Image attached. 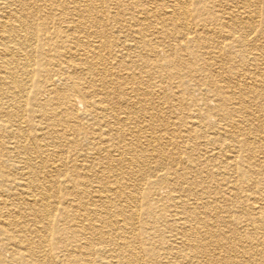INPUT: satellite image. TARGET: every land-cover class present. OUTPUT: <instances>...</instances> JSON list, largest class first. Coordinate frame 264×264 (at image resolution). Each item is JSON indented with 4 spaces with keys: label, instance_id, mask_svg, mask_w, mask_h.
I'll return each instance as SVG.
<instances>
[{
    "label": "bare ground",
    "instance_id": "bare-ground-1",
    "mask_svg": "<svg viewBox=\"0 0 264 264\" xmlns=\"http://www.w3.org/2000/svg\"><path fill=\"white\" fill-rule=\"evenodd\" d=\"M0 1L7 9L0 16V190L6 179L13 200L26 206L12 212L11 198L6 202L0 194L6 210L0 215V242L21 251L18 264H49L50 244L74 264H264V252L247 234L256 228L264 232V195L253 201L247 193L264 192V178L252 177L264 171V10L255 1L146 0L163 3L167 9L160 13L140 0L130 1L128 11L138 7L129 17L141 26L135 57L143 81L131 77L132 71L121 76L132 66L127 67V58L117 62V52L131 45L126 35L108 32V24L103 28L96 19L111 3ZM127 19L128 12H122L108 21ZM169 38L177 43L179 58L165 60L170 78L157 79L147 68L161 69L160 47ZM222 52L230 54L229 75L211 89L204 77L223 72L211 68L221 64ZM30 54L36 56L35 71ZM62 85L65 92L60 93ZM190 88L198 94L191 95ZM42 93L48 98L41 102ZM27 96L35 100L33 107L44 109V122L63 127V117L83 106L93 126L84 132L71 119L75 131H63L56 138L61 143L46 141L49 132L39 142L24 129ZM185 104L195 106V120L190 112L177 117ZM212 114L225 121L221 127L218 120L210 123ZM189 122L213 129L192 149L188 142L198 134L189 131ZM250 146L258 148L243 156L255 162L253 171L236 154ZM170 148L177 151L174 156ZM198 156L205 166L192 169L189 164ZM13 160L22 164L20 171L9 170ZM44 167L70 177L59 199L70 206L64 213L73 210L74 215L61 213L52 222L55 186L43 180ZM199 174L219 181L218 190H208L204 180L195 178ZM53 232L60 235L56 245L48 239ZM14 261L15 252L8 262L0 257V264Z\"/></svg>",
    "mask_w": 264,
    "mask_h": 264
},
{
    "label": "rangeland",
    "instance_id": "rangeland-1",
    "mask_svg": "<svg viewBox=\"0 0 264 264\" xmlns=\"http://www.w3.org/2000/svg\"><path fill=\"white\" fill-rule=\"evenodd\" d=\"M99 1L97 0V2H99ZM105 1L107 2V4L111 3L112 5L108 6V10L105 11V13L100 12V13L95 14L96 19L101 21L102 26H103V24H106V25L108 24L106 26V30H108V32L121 33L120 36H122V37L124 35H126L127 41L125 43H126V45L127 44L131 45V48L125 49L124 51L122 50V51H118L117 52V54H118V56L116 57L117 58V62H119L121 64L122 63V59L124 60V59L127 58V63L129 65L127 67L132 66V70H131V67H130L129 71L128 70H121L120 71L121 76L128 75L127 73L128 72L130 73V71H132L133 73H135V75H131V77L137 78L136 81L146 80V78L143 76V73L140 72V68L137 65L139 62L136 61L137 59L135 57V49H136V47L137 46H141V43L138 41L139 40V34L137 33L138 29H140L141 26L135 25L134 21L129 17L130 16L129 12L130 11L132 12L135 9H138V7H131L129 11L127 10V7L130 4V1H135V0H105ZM114 1H118L119 3L117 4ZM140 1H142L141 2L142 5L146 4L147 6H149V8L154 7L155 10L158 11L159 13L163 9H167L165 7V5H163V3H161V4L157 3L156 4L154 1L152 3L151 2H147L146 0H144V1L140 0ZM140 1L138 2L139 4H140ZM252 1H255L257 8L264 10V0H252ZM113 3H114V5H113ZM12 4H15V3H12ZM40 4H42V3H40ZM194 4H195V2L193 3V6H190L191 12H192V10H194ZM161 6L163 8H161ZM105 7H106V5H100L99 6V10L102 9V8L105 9ZM40 10H43V6L40 7ZM6 12H7V9H5V6L4 5L3 6L0 5V16H4L6 14ZM122 12H128L127 22H125V21H123V22H120V21L119 22H112V21L110 22V21H108L109 19L112 18V16L115 15V13L118 14V15H121ZM260 20L262 21V19H260ZM115 21H117V20H115ZM194 22L196 23V20ZM212 23H213V21H211V24ZM192 25H193V23H192ZM167 27L169 29L171 26L168 25ZM103 28H105V26H103ZM125 28H126V32H125ZM100 30H102V29L101 28L97 29L98 32ZM181 32H182V30L180 29V34H181ZM150 37H151V41H156L155 36L151 35ZM170 38L164 40L163 45L160 47V55L159 56L161 58V62H160L161 69L156 70V68H153L152 66H149L147 68V69H151V71L154 72V75H153L154 78L155 77L157 79H162L163 77H164L163 79L170 78V76L168 74V70L169 69H167V67H164V66L165 65L167 66L169 64V63H167V61L176 60V59L179 58L178 52L174 50V48L176 47L175 45L177 43L174 40H170ZM30 42L32 44L35 43L34 46L37 44V42H34L33 40H30ZM229 55H230L229 53H227V55H226V53L223 55V52H222V55H221V58H220L221 59V61H220L221 64L219 65L218 63L217 64L215 63V64L212 65L211 68H213L214 70H218V69L221 68V69H223L222 70L223 72L220 73V74H216V76L213 77V78L210 77V76L208 78H207V76H206V78L204 77L205 81H203V82H206L207 80L210 82L209 84L207 82V87H210L211 89H213L217 83H218V85H220V81H221L222 77H226V76L229 75L228 71H227L228 70V66H230L227 63V59H229ZM232 58H235V60H237V59L240 60L239 57L237 56V54H233ZM37 59H38V57H37ZM192 59H193L192 55L188 57V60L193 61ZM145 60H147V57L145 58ZM165 60H167V61H165ZM207 61L209 62L211 60H206L205 62L207 63ZM35 63H36V56H32L30 54V64H32V67L30 68L31 71H35L36 70V64ZM237 64L238 63H235V65H237ZM162 67H164V68H162ZM20 70L23 71V67L22 66L20 67ZM202 73L206 74L207 72L206 73L202 72ZM40 75L39 76H40V79H41V77L44 75V72H41ZM201 77H203V75ZM36 79H37V76L35 75L34 79L32 78V82L34 83V81H36ZM177 80H178V78L176 79V81ZM176 81L174 80V82H176ZM56 84H57V86L60 85V83H56ZM183 87H185V85L181 86L176 91V93L180 92V90ZM64 88H65V86L62 85V86L58 87L57 90L60 91V93H63V92H65ZM190 91H191V95L198 94V91L196 89H193V88L191 89L190 88ZM47 98H48V95L45 94V93H42V96L40 97V101L42 102V100H46ZM34 101L35 100H31L30 97L27 96L26 101H25V107H24L25 114H26V117H27V121L24 123V129H25L26 133H28L29 136L36 135V138H37V140H39V142L42 141L40 138L43 137L42 136L43 132H46V133L49 132L50 133V134L48 133L47 135H45V136L48 137L46 141H50L52 139L57 140L56 138L59 135L61 136L63 131H65L67 133L68 130L72 129V124L73 123L71 124V122H70L71 119L77 120L76 123H78L79 127L84 132H87L90 129V127L93 126L91 121L87 120L88 115L85 114V108H83V106L77 107L78 109L75 110V111L73 110L72 114L63 117V120H64L63 123L65 124L63 127H61L60 125L53 126V125L49 124L47 121L44 122V120L42 119L43 110L44 109L43 108L42 109H38L37 107L36 108L33 107L32 104H34ZM200 103H202V102H199L198 105L203 108V105L200 104ZM194 107H195L194 105L185 104V106H182V108H180L181 110L179 112H182V113L179 114V112H178V116L177 117L184 118L183 112H190V115L192 116V120H195L196 117H198V115H196V113H194V111L191 112ZM30 108H31V110H30ZM109 108H112V107L109 106ZM45 111H47V109H45ZM59 111L64 112L65 110L64 109H60ZM47 112H49V111H47ZM95 115L97 116V113H95ZM232 119H234L237 122L239 120L238 117H233ZM209 120H210L211 124L216 123V121L218 120L217 123L220 125V127L225 122V121L220 120V118L218 116H216V114H214V115L212 114V116L209 117ZM30 123H31V125H30ZM94 123L96 124V126H100L101 125V123H100V121H98V119L94 120ZM233 123H236V122H233ZM49 126H50V128H48L46 130V128L49 127ZM43 127H45V128H43ZM72 130H74V129H72ZM190 130H192V134L193 133H197L198 134L196 136H193V138H191L189 140V142H188L189 145L188 146H189L190 149H192L194 147V145L203 144L204 137H207L208 134H210L213 131V129L210 128V127L202 126V125H199V124L191 125V123L189 122V131ZM241 133L242 134L246 133V134H244L245 136L249 135L247 133V130H245L244 133L242 131H239L237 134H239V137H241V138H243V135ZM190 141H191V143H190ZM56 143H61V142L57 140ZM62 146H63L62 149L65 151V154H66L67 158L69 160H73L75 155L72 154L69 151V149H68V147L66 145L63 144ZM260 146H261V144L259 145V147ZM256 147L257 146H254L252 148L250 146L248 148V150H243V151L237 148L238 152L236 153V154H239L238 155L239 157L237 158V161H239L243 157L250 164H247L246 162H244L242 164H244V166L246 168H248V169H250L252 171H253V166L255 165V162L251 163V161L248 160L247 158H245L243 155L252 154L254 152V150H256ZM172 149L173 148H170V151ZM190 149H186V150L188 152H190L189 151ZM176 152L177 151H175V149H173L172 150V153H173L172 155L174 156L176 154ZM195 152L199 153L198 151H195ZM194 156H196V155H194ZM185 158H187V155H185ZM17 160H18V158H17ZM239 162H237V163H239ZM4 166H7V164H4ZM20 166H22V164L19 163V162H16L15 160H13L11 162L9 161V170L14 169V170L20 171V170H18V167H20ZM200 166H205L202 163V158H200V156H198V158L195 159L192 164L191 163L189 164V167H191L192 169H194L195 167L196 168H200ZM262 168L264 169V166ZM43 169L46 170L44 172V174H42L43 178H44L43 180L46 181V179H47L55 186V189L52 191V199H53L52 200V202H53L52 214L54 215L52 222L55 219H57V216L61 215V213L66 215V216L74 215L73 214V210H71L68 213H64V208L70 210V206L67 203H62L61 199H59L61 195H64V190L62 188H63L64 185H67L66 181L70 180V177L69 176H64V175L58 177L57 173L48 172L47 167H44ZM258 175H259V177H258ZM252 177L255 178L256 180L263 179L264 178V171L262 172V174H260L258 172H255V174H253ZM195 178L197 180H204L205 183H207V189L208 190L211 189V191H216V189H217L216 186L218 185L219 181L212 180V177L210 175L207 176L205 174H199ZM191 179L194 180L193 178H190V181H191ZM61 181H62V185L60 184ZM14 185L18 189L19 194L21 195L22 191H23V186L21 185V181L19 179H17V182L16 183L14 182ZM10 186L11 185L8 184V182H6V179H5V182L3 183V190H0L1 191L0 194L3 195V199L6 202H8V199L11 198V200H12V212H14L15 210L17 211L19 208H25L26 206L24 204H21V203L20 204H16V202H15L16 200H13V198L11 197ZM225 188H226V184L223 186L222 189L225 190ZM204 189H205V187H204ZM66 190L71 192L70 187H66ZM55 191H57L56 194H55ZM247 193L252 194V200L253 201H255V200L259 201L262 198V196L264 195V192H263L262 189H260L259 191H255V192L251 190L250 192H247ZM240 195H242L241 200H243V197H245L246 194L245 193H241ZM231 208L234 210L233 206ZM5 213H6V210L4 208V205L0 204V215L4 216ZM1 217L2 216H0V221H1ZM17 233H20V232H17ZM247 234L248 235L250 234V237L252 239H254L255 248L257 250H259L260 252H264V232L262 230H260L259 228H256L254 231L249 230ZM59 236L60 235H58L56 232H53L52 235H50V233H49L48 234V239L49 240L51 239V241H53L55 243V245H56L57 237H59ZM5 242H7V241H5ZM14 252H15V261H16V262L14 261V263L18 264V263H20V261H18V255H19V253L21 251H19L17 249V247L14 248L11 245H7L6 243L4 244V242L3 243L0 242V257H1L2 260L7 261V262L10 261L13 258ZM47 252H48L47 253L48 254V258L50 259L49 264H74L73 262H70L69 260L66 259L67 257L64 254V251L59 250L58 247H56L54 245L50 244L49 247L47 248ZM245 264H250V263H245Z\"/></svg>",
    "mask_w": 264,
    "mask_h": 264
}]
</instances>
